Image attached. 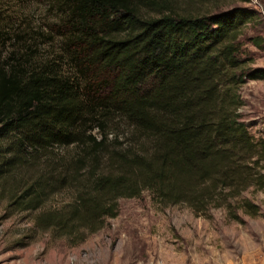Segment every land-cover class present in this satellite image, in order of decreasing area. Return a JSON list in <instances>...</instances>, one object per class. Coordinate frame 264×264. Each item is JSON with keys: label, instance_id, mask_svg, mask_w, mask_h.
Wrapping results in <instances>:
<instances>
[{"label": "trees", "instance_id": "1", "mask_svg": "<svg viewBox=\"0 0 264 264\" xmlns=\"http://www.w3.org/2000/svg\"><path fill=\"white\" fill-rule=\"evenodd\" d=\"M211 2L62 0L54 56L4 57L0 182L21 185L9 206L37 212L35 229L79 245L145 191L205 218L258 215L243 194L264 188V139L245 125L240 92L264 78L243 51L256 12ZM112 123L130 145L106 149ZM64 190L71 201L43 208Z\"/></svg>", "mask_w": 264, "mask_h": 264}, {"label": "rangeland", "instance_id": "2", "mask_svg": "<svg viewBox=\"0 0 264 264\" xmlns=\"http://www.w3.org/2000/svg\"><path fill=\"white\" fill-rule=\"evenodd\" d=\"M61 3L0 0V63L15 50L34 60L54 56L61 43L57 31L64 11ZM206 6H242L256 12V19L244 27L243 51L251 69H264V0H219ZM252 38L262 47H255ZM240 92L245 125L253 137L264 139V78L247 81ZM107 134L108 150L118 147L116 139L133 142L124 124L112 123ZM66 151L74 152L72 147ZM17 190L21 185L16 179L0 182V264H264V188H250L243 194L258 207V215L238 210L231 217L217 209L209 218L184 205L162 206L145 191L138 198L121 199L118 216L76 246L35 229L37 212L11 208L10 196ZM73 194L64 190L43 208L62 207Z\"/></svg>", "mask_w": 264, "mask_h": 264}]
</instances>
